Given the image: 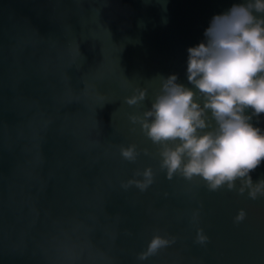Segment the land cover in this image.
Masks as SVG:
<instances>
[{
  "label": "water",
  "instance_id": "95a60500",
  "mask_svg": "<svg viewBox=\"0 0 264 264\" xmlns=\"http://www.w3.org/2000/svg\"><path fill=\"white\" fill-rule=\"evenodd\" d=\"M242 2L0 0V264H264V197L168 180L158 146L129 120L160 77L195 91L187 49ZM138 87L146 99L127 105ZM131 144L135 162L119 151ZM149 166L147 190L122 187ZM154 235L175 242L138 260Z\"/></svg>",
  "mask_w": 264,
  "mask_h": 264
},
{
  "label": "clouds",
  "instance_id": "9594fccd",
  "mask_svg": "<svg viewBox=\"0 0 264 264\" xmlns=\"http://www.w3.org/2000/svg\"><path fill=\"white\" fill-rule=\"evenodd\" d=\"M204 37L187 49L186 78L195 91L179 83L176 74L160 77L150 108L129 120L158 146L159 170L168 180L179 175L189 183L203 181L209 191H247L256 200L264 197V178L254 182L252 177L264 165V129L257 126L264 115V0H243L214 15ZM146 97L147 89L138 87L125 103L135 106ZM119 151L129 162L140 155L135 144L121 145ZM134 176L143 179H129L122 187L145 191L155 173L149 166ZM198 216L194 211L193 222ZM245 217L241 209L234 219L239 223ZM174 242V237L154 235L137 259L144 261ZM207 242L198 228L196 243Z\"/></svg>",
  "mask_w": 264,
  "mask_h": 264
}]
</instances>
